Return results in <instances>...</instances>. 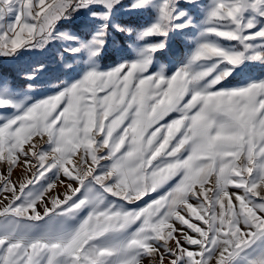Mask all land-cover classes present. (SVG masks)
<instances>
[{"label": "snow or ice", "instance_id": "snow-or-ice-1", "mask_svg": "<svg viewBox=\"0 0 264 264\" xmlns=\"http://www.w3.org/2000/svg\"><path fill=\"white\" fill-rule=\"evenodd\" d=\"M93 3L109 9L104 13L107 19L120 0H0V19L13 7L17 9L14 22L0 33V52L14 53L37 38L51 36L55 21L69 8ZM260 5L264 0H217L208 34L227 40L264 37V30L241 36L227 27L240 29L246 8ZM169 17V0H163L160 21ZM144 35L166 36L167 32L157 22ZM95 43L99 47L94 55H98L104 40L98 38ZM163 47L160 42L147 46V51L154 53ZM243 57L242 52L204 42L192 60L219 58L238 65ZM251 59H264V54ZM150 63L145 56L108 72L89 71L71 87L0 126V160L6 165L0 172V217L39 221L58 209L61 214L73 212L92 203L78 199L63 207L89 177L104 192L129 203L180 175L176 186L132 211L102 209L100 197L68 235H4L0 237V264H107L114 256H119L117 264L145 260L147 264H231L245 248L264 239V81L237 90L190 93L195 82L211 76V88L228 73L213 75L214 69L191 72L185 67L164 78L145 75ZM8 103L3 101V105ZM172 112L179 118L161 124ZM45 135L51 159L32 140ZM101 160L112 163L97 175ZM14 167L36 178L52 169L59 175L35 199L17 203L36 181L28 179L17 190L12 180ZM210 177L212 185L206 187ZM57 184H63V196L51 191ZM193 217L203 224L193 222ZM137 221L136 231L121 247L101 248L92 243Z\"/></svg>", "mask_w": 264, "mask_h": 264}, {"label": "rangeland", "instance_id": "rangeland-1", "mask_svg": "<svg viewBox=\"0 0 264 264\" xmlns=\"http://www.w3.org/2000/svg\"><path fill=\"white\" fill-rule=\"evenodd\" d=\"M216 2L217 0H169L170 17L163 22L160 21V7L163 0H120L119 4L111 8L107 19L104 18V13L109 12V9L103 3H93L75 10L69 8L60 19L55 21L51 36L37 38L33 44L25 45L14 53L0 52V126L23 115L34 104L71 87L89 71L108 72L125 62H135L145 56L151 60L145 75L160 74L164 78H170L181 68L189 69L197 64L208 63L214 69L213 75L228 73L220 80L222 85H232L236 80V83L250 85L253 69L258 71L259 67L260 72H264V59H251L254 54H264V37L257 36L252 40H227L208 34L207 29L212 26L209 17ZM133 3L139 6L132 7ZM181 12L184 13L183 16L179 15ZM261 12H264V5L258 8L248 7L242 14L240 29H236L234 25L227 27L239 31L241 36H249L264 30V15H261ZM16 14L15 7L4 14L0 19V33L8 30ZM157 22L162 23L163 30L168 36H145L144 33ZM249 23L253 27H247ZM118 27L122 30H118ZM100 32H104L105 35L98 37L97 34ZM98 38L104 40V45L99 48V54L94 55L99 47L95 43ZM160 42L164 43L163 48L154 53L147 51V46ZM204 42L214 43L225 51L242 52L244 57L238 65L220 62L219 58L193 62L195 51ZM242 65L245 67H242L241 73H238V76L233 75V69H238ZM5 100L9 102L7 105H3ZM32 140L37 143V150H43L51 159L52 149L48 144L47 136L33 137ZM79 154L80 151L76 155ZM105 154L106 151L100 153L102 156ZM111 163L110 160H101L95 174L98 175L106 170ZM5 170L6 165L0 160V172ZM58 175V171L52 169L43 177L36 178L25 172L22 167H14L12 180L17 190L19 184L26 183L28 179L36 181L27 186L24 196L17 203L35 199L49 184L57 180ZM212 182L213 178L210 177L206 187H211ZM174 186L175 177L155 192L145 195L140 201L129 203L104 192L103 188L89 177L80 191L63 207L70 206L78 199H87L92 203H87L67 214H61V210L58 209L39 221L11 216L0 217V237L13 232L17 236L23 235L27 238L48 234L68 235L78 228L100 197L103 198V202L99 205L102 209L112 207L114 210L132 211L144 207L146 203L164 195ZM229 190H233L231 185ZM51 191L63 196L64 186L57 184ZM14 219L18 223H12ZM192 220L197 224H203L202 221H195L194 217ZM139 223L137 221L123 230L110 232L92 243L101 248L121 247L132 237ZM118 259L119 256L110 257L107 259V264H117ZM262 260H264V239L245 248L231 264H260ZM142 264H147V260Z\"/></svg>", "mask_w": 264, "mask_h": 264}, {"label": "crops", "instance_id": "crops-1", "mask_svg": "<svg viewBox=\"0 0 264 264\" xmlns=\"http://www.w3.org/2000/svg\"><path fill=\"white\" fill-rule=\"evenodd\" d=\"M242 67H245V65H242L238 69L237 68L236 69H233V71H232V72H234L233 75L238 76V73H241V71L243 69ZM208 69H212V66L209 65L208 63H204L203 65H198L197 64V65H195V67L189 68V70L191 72L205 71V70H208ZM211 79H212V77L210 76V77H206V78H204V79H202L200 81L195 82L193 85L190 86V93H191L192 90H200V91L237 90V89H240V88H243V87H247L248 86V85H243L242 83H240V84L239 83H236V81H237L236 80L234 82V84H232V85H222L223 83L221 81V82H219V84L214 85L211 88H209L208 85L210 84ZM259 81H264V72H260V68L258 67V71H256L255 69L252 70V82H251V84L252 83H255V82H259ZM218 85H219V87H218ZM189 98L190 97H187L186 96L185 99L187 100ZM170 118H172V119L173 118H179V114L177 112L170 113L168 116H166L164 118L163 121H161V124L166 123V122H170L171 120L168 121ZM184 154L186 155L187 153H184ZM179 179H181V176L180 175H178L177 177H175V186L178 183Z\"/></svg>", "mask_w": 264, "mask_h": 264}, {"label": "bare ground", "instance_id": "bare-ground-1", "mask_svg": "<svg viewBox=\"0 0 264 264\" xmlns=\"http://www.w3.org/2000/svg\"><path fill=\"white\" fill-rule=\"evenodd\" d=\"M171 10V9H170ZM168 36V35H167Z\"/></svg>", "mask_w": 264, "mask_h": 264}]
</instances>
